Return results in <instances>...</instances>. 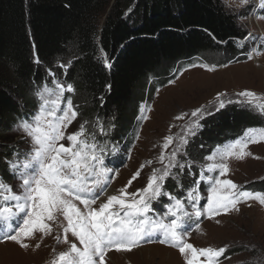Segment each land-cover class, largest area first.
I'll use <instances>...</instances> for the list:
<instances>
[{"label": "trees", "instance_id": "1", "mask_svg": "<svg viewBox=\"0 0 264 264\" xmlns=\"http://www.w3.org/2000/svg\"><path fill=\"white\" fill-rule=\"evenodd\" d=\"M247 37L221 0H0V174L22 153L12 134L38 109L42 85H73L67 97L89 135L119 141L132 136L138 101L146 93L149 99L158 82L194 57L214 62L218 54L224 60L243 55L235 40ZM256 116L225 109L206 121L200 142L216 148L241 137L246 127L260 125ZM97 123L114 130L101 135ZM188 177L181 173L174 187L166 182L174 189L166 191L179 195L195 181Z\"/></svg>", "mask_w": 264, "mask_h": 264}, {"label": "snow or ice", "instance_id": "2", "mask_svg": "<svg viewBox=\"0 0 264 264\" xmlns=\"http://www.w3.org/2000/svg\"><path fill=\"white\" fill-rule=\"evenodd\" d=\"M250 2L240 0V5ZM258 5L264 9V0H258ZM252 14L255 15L254 12ZM247 38H253L252 33L249 32ZM35 62L40 61L37 58ZM104 63L106 67L111 66L106 58ZM201 66L214 70L207 65ZM60 67L66 68L67 65L61 64ZM48 74L55 75L50 69ZM53 84V88L45 84L36 90L35 95L40 101L36 113L31 120H21L17 125V130L31 142L26 153L17 152L8 161L13 176L20 181L18 190L0 178V229L11 228L15 220L21 221L12 234L6 233L7 240L27 249L26 239L37 235L52 236L57 243L68 245L67 250L56 255L52 264H106V256L112 250L131 252L140 246L141 241L160 232L164 238L159 242L177 248L185 264H221L222 258L230 259L227 245L198 248L187 242L184 223L193 216L199 218L207 214L213 218L239 211L238 205L249 199L264 205V193L241 190L226 178L230 171L229 160H242L251 155L246 149L251 143L264 141V129H246L242 137L218 146L205 156L207 163L201 165L199 179L193 181L187 189L186 199L182 200L165 191V182L181 173L195 175L192 170L195 162L187 158L186 146L200 127L199 120L205 114L213 113L203 107L190 114L181 113L175 117L176 120L192 119L183 126L180 134L170 133L163 137L156 158L161 166L152 168L146 185L136 191H128L142 170L152 165V160L142 163L122 188L108 193L113 173L118 176L119 172L107 167L105 149L97 142L95 132L89 136L85 127L87 122L81 123L75 132L66 131L79 116L73 100L65 96L75 89L59 80H53ZM225 95L217 94L213 104L215 111L219 112L226 103L234 102L225 101ZM237 95L244 99L235 102L247 103L264 113V103L258 102L257 93L244 90ZM96 127L101 135L106 134L102 123H97ZM208 173L218 175L210 176ZM205 180L208 184L207 203L197 207L201 199L200 182ZM164 196L169 201L166 212L158 218L151 216L152 202ZM186 202L191 205V212L185 209ZM57 221L62 233L53 235V222ZM36 247L40 245L36 244Z\"/></svg>", "mask_w": 264, "mask_h": 264}, {"label": "rangeland", "instance_id": "3", "mask_svg": "<svg viewBox=\"0 0 264 264\" xmlns=\"http://www.w3.org/2000/svg\"><path fill=\"white\" fill-rule=\"evenodd\" d=\"M221 1L238 18L240 24L246 27L248 33H252L253 38L235 40V45L243 50L244 54L226 60L222 58L223 54L211 56L214 62H210L206 57H194L187 60L177 67V70L173 72V77L155 85L149 99L146 93L138 101L139 106L137 105L136 117L133 118V132L130 138L125 134L123 140L119 141L115 138L96 139L105 149V158L112 159L105 162L107 167L119 172L118 176L113 173L108 183L107 189H113L112 193L122 188L142 163L152 160V165L142 170L141 176L133 182L128 191L133 192L146 185L152 168L161 166L156 158L159 156L163 137L170 133L180 134L183 126L192 119L188 117L184 121L176 120L175 117L181 113L190 114L199 107L211 110L213 113L212 115L205 114L199 120L200 127L196 134L189 138L186 146L187 158L195 162L193 169H197L198 172H200L201 165L207 163L204 157L218 147L209 148L200 142L199 131L203 130V125L209 118L216 117L225 109H237L251 112L254 116L257 115L261 123L252 128L264 129V113L247 103L235 102L244 99L237 95L239 92L250 90L258 94L259 103H264V18H259L264 17V9L259 8L256 16L252 13L255 7L259 6L258 0H251L248 5L244 6L240 5V0H227V3L226 0ZM201 65H207L214 70H208ZM47 86L53 88L54 84ZM218 93H226L223 97L225 101H234L231 104L226 103V107L219 112L213 108ZM68 94L65 93V96L67 97ZM36 111L30 115L33 116ZM145 116L148 118L144 119ZM82 120L79 114L77 121H74L66 131L68 133L77 131L79 125L84 123ZM112 125L106 127V133H109L111 129L114 130ZM85 127L89 130L87 125ZM249 128L251 127H246L242 134ZM14 134L18 136L21 154L26 153L31 146L30 138L24 137V133L17 130V126L12 135ZM232 142L229 140L220 146ZM195 148L203 151L201 156L193 152ZM246 151L251 155L242 160L234 158L229 160L230 171L226 178L235 182L241 190L264 193V141L249 144ZM173 171L175 172V169ZM0 175L3 181L18 190L20 181L13 176L10 168ZM207 175L216 176L218 173ZM190 176L188 178L192 181L199 179V175L196 178L192 177L193 175ZM176 179L178 177H171L166 182L174 187ZM166 186L165 191L169 189L173 193L174 189ZM199 187L201 199L197 207H203L207 203V181H201ZM186 195L187 189H182L179 195L174 194L177 197L181 196L182 200L186 199ZM168 203L166 196L154 200L152 202L153 211L150 215L160 217L166 212ZM238 207L239 211H231L227 215L222 214L209 218L205 214L199 218L193 216L191 220H186L184 223V230L187 232L185 239L198 248L227 245L229 247L227 256L230 259L222 258L221 264H264V205L249 199L240 203ZM185 209L192 211L191 205L187 202ZM20 222L15 220L11 228L0 229V264H52L59 252L67 250L68 245L62 242L57 243L52 236L37 235L33 239H26L25 243L29 244L27 249L21 248L14 241L7 240L6 233L12 234L16 224ZM58 223L59 221L53 222V235L62 233V228L58 226ZM163 238L160 232H155L150 238L141 241L140 246L131 252L112 250L106 256V264H185L177 248L159 242ZM36 244L40 247L37 248Z\"/></svg>", "mask_w": 264, "mask_h": 264}, {"label": "bare ground", "instance_id": "4", "mask_svg": "<svg viewBox=\"0 0 264 264\" xmlns=\"http://www.w3.org/2000/svg\"><path fill=\"white\" fill-rule=\"evenodd\" d=\"M112 190H113V189H112ZM112 190L107 189V192H108V193H112V192H113ZM101 196H103L102 198H104V195H103V194H101Z\"/></svg>", "mask_w": 264, "mask_h": 264}]
</instances>
